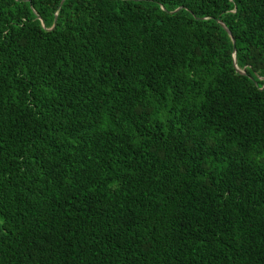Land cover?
Here are the masks:
<instances>
[{
	"label": "trees",
	"instance_id": "obj_1",
	"mask_svg": "<svg viewBox=\"0 0 264 264\" xmlns=\"http://www.w3.org/2000/svg\"><path fill=\"white\" fill-rule=\"evenodd\" d=\"M61 1L0 0V264H264V0Z\"/></svg>",
	"mask_w": 264,
	"mask_h": 264
},
{
	"label": "water",
	"instance_id": "obj_2",
	"mask_svg": "<svg viewBox=\"0 0 264 264\" xmlns=\"http://www.w3.org/2000/svg\"><path fill=\"white\" fill-rule=\"evenodd\" d=\"M63 1H64V0L61 1L60 6L62 5ZM180 9H181V7H177L176 9L172 10L171 12H176V11H178V10H180ZM56 20H57V17H55V22H56ZM217 20H218V22L221 24V26H222L223 28L226 29V31L230 34V36H231V38H232L233 45H234V48H233V63H234V66L236 67V70H237L238 72H240V73H245V71H244L243 69H240V68L238 67V65H237V58H236V54H235V53H236L235 40H234V38H233L232 35H231V31H230V29L227 27V25L225 24V22H224L223 20H221V19H217ZM54 25H55V23L53 24L52 27H50V28H48V29H52V28L54 27Z\"/></svg>",
	"mask_w": 264,
	"mask_h": 264
}]
</instances>
